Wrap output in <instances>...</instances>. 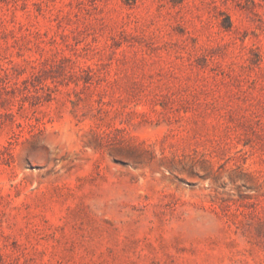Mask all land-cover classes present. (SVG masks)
Listing matches in <instances>:
<instances>
[{
    "label": "rangeland",
    "instance_id": "1",
    "mask_svg": "<svg viewBox=\"0 0 264 264\" xmlns=\"http://www.w3.org/2000/svg\"><path fill=\"white\" fill-rule=\"evenodd\" d=\"M0 264H264V0H0Z\"/></svg>",
    "mask_w": 264,
    "mask_h": 264
}]
</instances>
